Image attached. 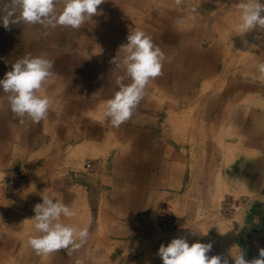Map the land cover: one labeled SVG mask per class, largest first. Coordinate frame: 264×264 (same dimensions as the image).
Returning <instances> with one entry per match:
<instances>
[{
    "label": "crops",
    "instance_id": "0c3cea01",
    "mask_svg": "<svg viewBox=\"0 0 264 264\" xmlns=\"http://www.w3.org/2000/svg\"><path fill=\"white\" fill-rule=\"evenodd\" d=\"M241 2L105 0L97 9L102 14L78 29L30 28L22 20L7 30L0 25V79L22 57L54 61V75L38 93L52 104L39 123L15 117L0 90V264H162L158 248L174 237L157 230L153 214L161 206L181 215L180 236L189 234L190 246L212 244L209 257L224 255L226 246L233 255L241 249L246 259L258 256L264 248L258 203L246 214L250 221L228 231L232 237L205 235L211 221L196 222L227 192L264 199V80L258 78L264 30L240 35ZM9 4L0 0V18ZM63 5L56 0L57 13ZM133 28L150 36L166 60L132 118L115 128L101 116L118 91L124 68L117 52ZM92 157L97 169L82 172ZM19 175V190L3 187ZM52 192L77 212L62 221L89 230L86 243L63 258L61 250L38 255L27 244L38 235L28 221L33 206ZM198 227L202 237L193 239Z\"/></svg>",
    "mask_w": 264,
    "mask_h": 264
},
{
    "label": "clouds",
    "instance_id": "9594fccd",
    "mask_svg": "<svg viewBox=\"0 0 264 264\" xmlns=\"http://www.w3.org/2000/svg\"><path fill=\"white\" fill-rule=\"evenodd\" d=\"M104 2L64 0L62 11L57 13L56 0H10L6 14L0 18V25L7 30L22 20L27 24L41 25L45 29L57 26L78 29L92 17L102 14L97 9ZM238 8L240 16L237 31L240 35L255 28L264 30V0H242ZM118 53H123L120 64L123 65L124 74L116 77L118 91L113 98L105 101L101 116L103 121L115 128L132 118L134 110L145 96L147 84L162 75L163 62L166 60L165 53L153 44L152 38L135 28L129 29L126 43L119 46ZM116 61L117 56L111 63L116 64ZM53 68L54 61L50 59L25 56L13 63L11 71L0 79V90L7 94V105L15 117L21 121L28 117L34 123L47 117L52 99L38 93L43 83L54 75ZM258 73V78L264 80V63L259 64ZM126 79L130 82L125 83ZM41 200V203L33 206L34 215L28 220L38 233L29 238L28 246L38 255L62 249L75 251L82 247L89 236L88 227L62 221V218L71 220L76 217L74 205L64 203L63 194L58 192L42 194ZM211 250V243L197 242L190 246L187 237L180 236L172 239L167 246L161 244L156 255L162 264H264V248H258V256L252 259H246L241 249L235 255L230 251L227 256L209 257L206 254ZM76 264H83V261L77 260Z\"/></svg>",
    "mask_w": 264,
    "mask_h": 264
},
{
    "label": "rangeland",
    "instance_id": "374dc122",
    "mask_svg": "<svg viewBox=\"0 0 264 264\" xmlns=\"http://www.w3.org/2000/svg\"><path fill=\"white\" fill-rule=\"evenodd\" d=\"M29 26H30V28H32L33 25L29 24ZM45 39L48 41H52L51 39H49V37H46V36H45ZM241 40H244V39L242 38ZM97 164H98V158L92 157L90 159H87L84 161V165L82 166L81 171L82 172L84 171L85 173H93V171L95 172V170L98 167ZM37 165H38V163L37 164L35 163L34 168H37ZM66 168L69 170L68 166H66ZM73 173H75V171H73ZM12 178L8 179V182L3 187H7L10 190L17 191L20 189L19 183L21 182L20 178H22V177L20 175H19V178L15 177V179H18V181H19L17 185H15L12 182V180H11ZM9 184H10V186H9ZM2 185H3L2 182H0V186H2ZM254 196H256V195L255 194L250 195L247 193L246 194L243 193L241 191V189L240 190L237 189L235 191L227 192V194L225 196L222 195L216 200L215 206L213 207V209L210 210L209 214H207V212L206 213L203 212V215H201V217H199V218H197V215H196V222L205 223L208 219L211 221L212 226H209V228L205 229L204 234L214 233L215 236L220 237V238H227L230 236L232 237V235L234 234V232H233L234 227H239V224H241L245 221H250L252 219V217L250 218V217L246 216V214L249 212V210L252 207H254V204L258 203L257 206H259V211L261 210L262 215L258 214V212H257V216L255 215V217H256L255 220H257V218H258L256 223L259 221L260 226H262V225H264V206H263L264 205V199H260L259 197H254ZM261 201L263 202V204L261 203ZM253 202H255V203H253ZM160 208H157L155 210L153 217L154 218L157 217V220H156L157 227H158L157 230L161 234V237H163V238H166V237L178 238V237H180V235H183L186 230H183L180 227L181 215L178 214L174 208L171 209L172 211L169 209L172 212L171 214H172L173 221H174V227L172 229H165L160 225V222L158 220V212H159ZM197 219H199V220H197ZM225 229H228V230L225 231ZM232 229H233L232 235L231 234L228 235V231H231ZM201 230L202 231H200V230L198 231V234L193 235L194 237L192 235H190V237L192 236L193 239H197V238L202 237L201 234H203V229H201ZM182 232H183V234H182ZM221 234H223V235H221ZM225 250L226 251H225L224 255L225 256L229 255V249L227 246L225 247ZM61 252L65 256V254L68 252V250L62 249Z\"/></svg>",
    "mask_w": 264,
    "mask_h": 264
},
{
    "label": "built area",
    "instance_id": "2783aa9c",
    "mask_svg": "<svg viewBox=\"0 0 264 264\" xmlns=\"http://www.w3.org/2000/svg\"><path fill=\"white\" fill-rule=\"evenodd\" d=\"M18 182V180H15L13 183L17 185ZM158 220L160 222V225L165 229H172L174 227L172 214L166 207L160 209L158 213Z\"/></svg>",
    "mask_w": 264,
    "mask_h": 264
},
{
    "label": "bare ground",
    "instance_id": "6f19581e",
    "mask_svg": "<svg viewBox=\"0 0 264 264\" xmlns=\"http://www.w3.org/2000/svg\"><path fill=\"white\" fill-rule=\"evenodd\" d=\"M64 6V5H63ZM164 6V5H163ZM162 6V7H163ZM173 7V6H172ZM171 7V8H172ZM166 9V8H165ZM169 9V8H168ZM174 9V8H173ZM134 16H135V14H134ZM166 16V15H165ZM137 17V16H136ZM153 17V16H152ZM139 18V17H138ZM172 20H173V18H172ZM134 21V20H133ZM174 22V21H173ZM18 25V24H17ZM31 26V25H30ZM39 26V25H38ZM236 26H238V23H236ZM2 29V28H1ZM36 29V28H35ZM38 29V28H37ZM95 29V28H94ZM81 30V29H80ZM84 31V30H83ZM25 33V32H24ZM57 33V32H56ZM55 33V34H56ZM70 33H72V32H70ZM87 33V32H86ZM194 34V33H193ZM197 34V33H196ZM88 35V34H87ZM20 36V35H19ZM67 36V35H66ZM29 38V37H28ZM72 38V37H71ZM74 39V38H73ZM78 39V38H77ZM27 40V39H26ZM23 42V41H22ZM29 42V41H28ZM5 43H7V42H5ZM11 43V42H10ZM20 44V43H19ZM23 44V43H22ZM55 44V43H54ZM53 44V45H54ZM28 45H31V44H28ZM6 46V45H5ZM12 46H14V44L12 45ZM22 46V45H21ZM32 46V45H31ZM65 46V45H64ZM26 47H27V45H26ZM61 47V46H60ZM165 47V46H164ZM41 48V47H40ZM45 48V47H44ZM59 48V47H58ZM65 48V47H64ZM15 49H17V48H15ZM48 49V48H47ZM54 50V49H53ZM59 50V49H58ZM66 50V49H65ZM18 51V50H17ZM16 52V51H15ZM68 53V52H67ZM243 53V52H242ZM17 55V54H16ZM213 55V54H212ZM35 56V55H34ZM10 57V56H9ZM28 57V56H27ZM202 57H203V55H202ZM218 57V56H217ZM20 58V57H19ZM16 59H17V57H16ZM49 59V58H48ZM83 59V58H82ZM205 59V58H204ZM74 60V59H73ZM215 60V59H214ZM213 60V61H214ZM109 61V60H108ZM211 61V60H210ZM10 63V62H9ZM60 63V62H59ZM11 64V63H10ZM67 65H68V63H67ZM203 65V64H202ZM210 65V64H209ZM184 66V65H183ZM88 67V66H87ZM90 67V66H89ZM73 68V67H72ZM97 68V67H96ZM183 68V67H182ZM65 71V70H64ZM63 71V72H64ZM92 71V70H91ZM94 72V71H93ZM75 74V73H74ZM64 76V75H63ZM62 79V78H61ZM67 80V79H66ZM233 80V79H232ZM61 81H63V80H61ZM48 82V81H47ZM68 83V82H67ZM93 84V83H92ZM118 86V85H117ZM194 89V88H193ZM112 93V92H111ZM227 94V93H226ZM57 110V109H56ZM219 112L217 113V115L216 116H219ZM9 120V119H8ZM135 121V120H134ZM131 122V121H130ZM21 123V122H20ZM32 123V122H31ZM134 123V122H133ZM22 125V124H21ZM28 127V126H27ZM54 128H56V127H54ZM85 128V127H84ZM27 129V128H26ZM55 130V129H54ZM39 132V131H38ZM41 132V131H40ZM20 138V137H19ZM192 139V138H191ZM5 143V142H4ZM8 143V142H7ZM107 146V145H106ZM98 149V148H97ZM104 151V150H103ZM166 151V150H165ZM164 153V152H163ZM72 222V221H71ZM228 223V222H227ZM234 228H237V227H234ZM197 230H195V231H193V232H195L196 233V231H198V230H200V231H202L199 227L198 228H196ZM228 229H225V231H227ZM233 231V229L230 231V232H232ZM189 234H186V237L188 236ZM228 235H230V233L228 232ZM188 240V239H187ZM155 250V249H154ZM231 252H233V251H231ZM61 256L63 257L64 256V254H60V258H61Z\"/></svg>",
    "mask_w": 264,
    "mask_h": 264
}]
</instances>
